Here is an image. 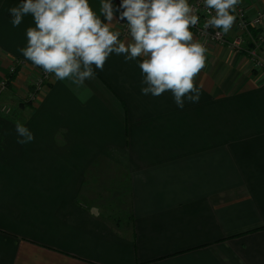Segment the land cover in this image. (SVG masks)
I'll list each match as a JSON object with an SVG mask.
<instances>
[{
    "label": "crops",
    "instance_id": "crops-1",
    "mask_svg": "<svg viewBox=\"0 0 264 264\" xmlns=\"http://www.w3.org/2000/svg\"><path fill=\"white\" fill-rule=\"evenodd\" d=\"M20 2L0 0V67L24 64L23 80L37 66L19 51L33 17L11 23ZM236 7L250 21L264 0ZM207 44L182 110L142 94L141 58L113 53L83 84L52 74L28 119L0 111V264H264V74Z\"/></svg>",
    "mask_w": 264,
    "mask_h": 264
},
{
    "label": "clouds",
    "instance_id": "clouds-1",
    "mask_svg": "<svg viewBox=\"0 0 264 264\" xmlns=\"http://www.w3.org/2000/svg\"><path fill=\"white\" fill-rule=\"evenodd\" d=\"M203 3L215 13L206 27L229 32L240 0ZM120 8L129 37L124 41L111 27V0H101L103 20L89 0H21L9 13L13 27H18L26 15L33 17L35 26L26 29L27 45L19 51L46 74H54L56 80L83 84L94 76L93 66L102 71L115 53L126 61L141 58L142 94L159 97L171 92L181 110L186 100L198 103L196 79L205 67L207 49L190 31L199 17L189 0H121ZM15 130L18 144L34 140L33 133L19 121Z\"/></svg>",
    "mask_w": 264,
    "mask_h": 264
},
{
    "label": "rangeland",
    "instance_id": "rangeland-1",
    "mask_svg": "<svg viewBox=\"0 0 264 264\" xmlns=\"http://www.w3.org/2000/svg\"><path fill=\"white\" fill-rule=\"evenodd\" d=\"M189 3L192 5L194 4L193 0H189ZM214 10H213V15H214ZM235 15V13H233ZM254 19V18H253ZM126 20H119L118 21V28L120 30V37L122 39L129 38L128 33H127V26H126ZM246 23L241 25H238L237 21L236 23L234 22L235 26V34L232 36V39L228 40L225 37L226 40V45L222 46L218 43L215 42H210L214 46H222V47H227L228 51L232 55H238L242 54L243 52H239L237 49H232L228 44H231L235 40L240 41V48L241 50H245L246 54L245 59L247 60L248 65L250 66V70H254L256 72L261 73L262 75L264 74V69L262 68H254L253 64L254 62L248 57L247 52H251L252 50H260L258 56L260 59L263 60L264 56V27L262 25H252L249 23L248 25L245 26ZM216 29V28H215ZM219 30V29H218ZM193 35L195 40L199 41L201 44L205 46L207 51L210 48L208 47V44L206 43V39L203 40L200 36H197L196 32L193 30H190ZM211 32L212 29H209ZM220 32L224 34L222 29H220ZM252 33H254L252 35ZM225 36V35H224ZM206 51V53H207ZM262 51V52H261ZM1 53V49H0ZM1 55V54H0ZM23 65V68H27L24 64H20L17 62H13L9 65H7L4 68L0 69V111L3 113L4 116H6L8 119H11L14 113H18V111H23V120H26L30 117V115L34 112L32 109V105H35L38 102V99L41 98V94L43 91H45L49 85V82L52 80V74H46L44 71L39 72V69H36L37 67L30 66V69L34 74H32L31 77L25 78L23 75V80L19 75V68ZM10 69H13V73L10 74ZM7 79V83L4 82V88H1L2 84V78ZM18 90L19 96H17V92L13 90H9L10 86H15ZM15 88V87H14ZM13 95V96H12ZM20 120V119H19ZM80 198V197H79ZM82 198V197H81ZM82 201V199H79ZM83 202V201H82Z\"/></svg>",
    "mask_w": 264,
    "mask_h": 264
},
{
    "label": "built area",
    "instance_id": "built-area-1",
    "mask_svg": "<svg viewBox=\"0 0 264 264\" xmlns=\"http://www.w3.org/2000/svg\"><path fill=\"white\" fill-rule=\"evenodd\" d=\"M194 4H192L193 8L195 9L194 14L198 15L199 22L197 25L190 28V30H193L196 32L197 36H200L201 38L206 39V41L215 42L222 46L226 45V40L222 32L220 30L215 28L206 27V22L208 19L211 18V15H213V10L207 9L204 6L203 0H193ZM235 16L238 25L243 26L242 24L246 23L248 25L251 23L252 25H262L264 24V12H259L256 14L254 19H251L250 21L246 19L245 14L242 9L239 7H236L235 10ZM209 29H212L210 32ZM264 37V36H263ZM230 48L237 49L239 52L241 51L240 48V41L237 39L231 44H228ZM260 50H252L251 52H247L248 57L254 62L253 67L256 68H262L264 69V56L263 60L259 58ZM262 52V51H261ZM13 69H10V74L13 73ZM4 82L7 83V79L4 77L2 78V84L1 88H4Z\"/></svg>",
    "mask_w": 264,
    "mask_h": 264
},
{
    "label": "trees",
    "instance_id": "trees-1",
    "mask_svg": "<svg viewBox=\"0 0 264 264\" xmlns=\"http://www.w3.org/2000/svg\"><path fill=\"white\" fill-rule=\"evenodd\" d=\"M220 30V29H219ZM254 33H252V35H253ZM240 52H243L244 54H246V51L245 50H241Z\"/></svg>",
    "mask_w": 264,
    "mask_h": 264
}]
</instances>
